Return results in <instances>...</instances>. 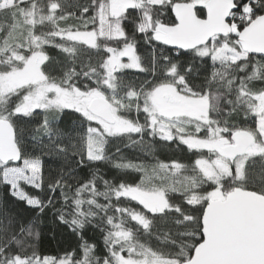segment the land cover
I'll return each mask as SVG.
<instances>
[{
  "label": "snow or ice",
  "instance_id": "obj_1",
  "mask_svg": "<svg viewBox=\"0 0 264 264\" xmlns=\"http://www.w3.org/2000/svg\"><path fill=\"white\" fill-rule=\"evenodd\" d=\"M0 264H264V0H0Z\"/></svg>",
  "mask_w": 264,
  "mask_h": 264
},
{
  "label": "trees",
  "instance_id": "obj_2",
  "mask_svg": "<svg viewBox=\"0 0 264 264\" xmlns=\"http://www.w3.org/2000/svg\"><path fill=\"white\" fill-rule=\"evenodd\" d=\"M52 168H55V165L53 164V165H50Z\"/></svg>",
  "mask_w": 264,
  "mask_h": 264
}]
</instances>
